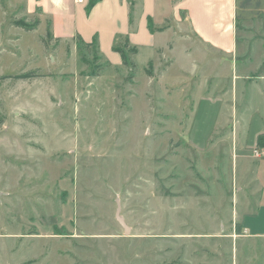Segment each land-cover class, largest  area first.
<instances>
[{
    "label": "rangeland",
    "instance_id": "1",
    "mask_svg": "<svg viewBox=\"0 0 264 264\" xmlns=\"http://www.w3.org/2000/svg\"><path fill=\"white\" fill-rule=\"evenodd\" d=\"M38 23L0 0V234H15L0 241L15 259L264 264V195L240 190L200 93L174 69L149 88L145 52L114 67Z\"/></svg>",
    "mask_w": 264,
    "mask_h": 264
},
{
    "label": "crops",
    "instance_id": "2",
    "mask_svg": "<svg viewBox=\"0 0 264 264\" xmlns=\"http://www.w3.org/2000/svg\"><path fill=\"white\" fill-rule=\"evenodd\" d=\"M14 1L27 15L39 17L36 28L42 38L48 27L51 42L75 47L78 39L94 42L111 66H122L112 47L127 39L136 50L133 62L141 52L147 54L149 88L152 78L163 83L174 69L185 78L180 86L191 84L200 93L199 102L212 106L210 112L215 109L217 139L231 142L232 153L241 158L240 190L263 197L264 0H95L90 7V0ZM236 224V233L246 237L248 226ZM14 235L1 233L0 239ZM15 249L0 241V264H28L15 259Z\"/></svg>",
    "mask_w": 264,
    "mask_h": 264
},
{
    "label": "trees",
    "instance_id": "3",
    "mask_svg": "<svg viewBox=\"0 0 264 264\" xmlns=\"http://www.w3.org/2000/svg\"><path fill=\"white\" fill-rule=\"evenodd\" d=\"M95 3V0H90L89 1V4H88V7L92 6L93 4ZM25 26V25H23ZM160 28H157V30H159ZM46 35L47 36H50V33H49V30L47 28L46 30ZM78 42L79 43H82L83 45H85L86 47H90L92 45H95L94 42H84L82 40H79L78 39ZM78 46V44H77ZM96 46V45H95ZM112 49L116 52H118L121 56V59H122V65L123 66H129V67H133L134 66V63H132L130 60H129V55H132L133 53L136 52L135 48L134 47H131L127 41V39L123 40L122 42H119V43H115L112 47ZM127 51V52H126ZM19 77H22V78H28V74H23V75H20ZM235 229L236 231H239V225L236 224L235 225Z\"/></svg>",
    "mask_w": 264,
    "mask_h": 264
},
{
    "label": "water",
    "instance_id": "4",
    "mask_svg": "<svg viewBox=\"0 0 264 264\" xmlns=\"http://www.w3.org/2000/svg\"><path fill=\"white\" fill-rule=\"evenodd\" d=\"M116 218H117L118 222L123 226L124 231L128 232L129 231L128 226L125 224L123 218L119 215V207H117Z\"/></svg>",
    "mask_w": 264,
    "mask_h": 264
},
{
    "label": "built area",
    "instance_id": "5",
    "mask_svg": "<svg viewBox=\"0 0 264 264\" xmlns=\"http://www.w3.org/2000/svg\"><path fill=\"white\" fill-rule=\"evenodd\" d=\"M78 1H81V0H78ZM253 153L255 156H259V152L256 149L253 151Z\"/></svg>",
    "mask_w": 264,
    "mask_h": 264
}]
</instances>
